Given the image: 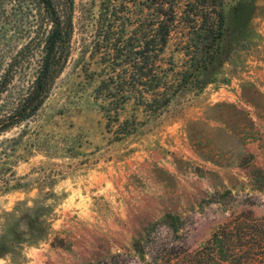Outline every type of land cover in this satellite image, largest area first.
<instances>
[{
    "label": "rangeland",
    "instance_id": "1",
    "mask_svg": "<svg viewBox=\"0 0 264 264\" xmlns=\"http://www.w3.org/2000/svg\"><path fill=\"white\" fill-rule=\"evenodd\" d=\"M186 1L176 4L166 54L171 80L187 84L159 115L129 101L120 116L139 127L116 140L95 97L102 65L93 42L103 2L117 6L129 31L147 0H75L65 70L34 113L0 132V264H149L154 256L160 264L238 215L264 217V0H226L213 61L205 36L183 19ZM27 6L0 5L1 72L26 40ZM34 72L18 74L10 92ZM258 230L248 234L259 239Z\"/></svg>",
    "mask_w": 264,
    "mask_h": 264
},
{
    "label": "trees",
    "instance_id": "2",
    "mask_svg": "<svg viewBox=\"0 0 264 264\" xmlns=\"http://www.w3.org/2000/svg\"><path fill=\"white\" fill-rule=\"evenodd\" d=\"M3 1L0 0V5ZM9 1L24 2L33 15L25 30V42L15 51L7 52L10 53L9 61L0 71V132L8 131L44 103L72 54L75 30V0ZM177 2L179 0H147V15L130 26L133 28L129 31L126 22H119L117 18V6L102 3L100 28L93 42V54L98 55L102 65L95 97L106 112L108 130L116 140L138 130L137 118L122 119L120 116L129 101H135L151 115H159L188 82L186 77L180 81L171 80L174 63L166 54L178 20ZM225 2L187 0L185 3L183 19L194 32L199 31L207 39L203 47L208 48L210 61L224 36ZM190 66L193 69L195 64ZM33 67V78L10 92L17 75L25 76ZM8 92L11 98L7 97ZM168 218L174 219L171 215ZM258 228L264 232V217L238 215L220 225L201 247L193 250L172 248L168 258L160 264L263 263L264 234L259 239L248 234L250 229L259 231ZM135 249L144 255L145 249L139 243ZM159 261L154 256V262L149 264H159Z\"/></svg>",
    "mask_w": 264,
    "mask_h": 264
}]
</instances>
